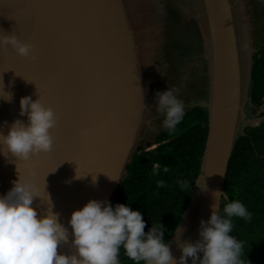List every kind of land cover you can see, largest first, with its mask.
<instances>
[{
  "label": "water",
  "instance_id": "95a60500",
  "mask_svg": "<svg viewBox=\"0 0 264 264\" xmlns=\"http://www.w3.org/2000/svg\"><path fill=\"white\" fill-rule=\"evenodd\" d=\"M172 12L184 17L173 22ZM12 34L37 59L0 47V133L16 120L28 123L20 115L27 96L51 107L57 124L50 153L20 160L0 148V196L20 177L37 189L33 207L42 217L49 195L69 231L59 252L72 255V213L91 200L111 202L140 148L154 147L165 129L156 93L177 88L184 114L208 98L200 105L209 112L206 148L178 225L183 242L198 241L213 193H226L229 162L253 107L264 0H0V37ZM175 235L168 243L179 262Z\"/></svg>",
  "mask_w": 264,
  "mask_h": 264
},
{
  "label": "clouds",
  "instance_id": "9594fccd",
  "mask_svg": "<svg viewBox=\"0 0 264 264\" xmlns=\"http://www.w3.org/2000/svg\"><path fill=\"white\" fill-rule=\"evenodd\" d=\"M9 45L18 56L37 59L33 46L23 43L16 35L0 37V47ZM178 92L177 88H168L156 93V109L165 117L162 126L167 130H173L184 116V103L178 99ZM6 94L10 101L11 94ZM20 109V115L27 116L28 123L16 120L7 135L0 133V148L20 160L50 153L54 147L51 130L57 124L55 111L42 104L40 98L33 101L30 96L21 98ZM177 183L181 188H189L187 181ZM13 184L7 195L0 196V264H119L121 247L136 264L141 261L144 264H188L189 258L191 264H246L241 258L243 242L230 233L234 217L251 219V214L239 200L226 203L221 213L220 198L227 200V193H213L212 214L209 221H201L198 241L183 242L184 229L178 226L174 230L177 247L182 251L177 262L169 243L165 242L161 223L152 224L146 233L140 211H133L125 204L113 207L110 202L97 200H91L82 210L72 213L69 223L74 236L71 246L75 251L72 255L60 254L59 248L69 242V231L59 222L60 214L52 210L49 195L48 210L40 217L33 207L34 200L39 197L35 186L21 182L20 177ZM201 190H207L205 180Z\"/></svg>",
  "mask_w": 264,
  "mask_h": 264
},
{
  "label": "trees",
  "instance_id": "16d2710c",
  "mask_svg": "<svg viewBox=\"0 0 264 264\" xmlns=\"http://www.w3.org/2000/svg\"><path fill=\"white\" fill-rule=\"evenodd\" d=\"M172 14L177 16L173 22H180L179 17H184V13ZM189 26L200 35L195 22ZM253 61L250 92L253 113L264 119V44ZM208 133L209 112L200 105L188 110L173 130L163 129L156 137L155 148H140L133 158L127 168L128 174L111 199L112 206L125 204L133 211H140L146 233L152 224L161 223L168 243L190 202ZM180 180L187 181L189 188H181L177 183ZM160 182H163L162 187ZM225 187L229 199L222 200L221 213L226 203L239 200L251 214V219L233 218L230 235L244 244L241 258L246 264L248 261L264 264V121L246 127L245 135H240L229 162ZM118 260L121 264H136L123 247Z\"/></svg>",
  "mask_w": 264,
  "mask_h": 264
},
{
  "label": "rangeland",
  "instance_id": "374dc122",
  "mask_svg": "<svg viewBox=\"0 0 264 264\" xmlns=\"http://www.w3.org/2000/svg\"><path fill=\"white\" fill-rule=\"evenodd\" d=\"M207 101H208V100L202 102V103L199 104V105H203V104H205ZM263 121H264L263 118H260V117H258L257 115H255V114L253 113V107H251V112H250L249 117H248L247 127H248V126H256V125H259V124H261ZM155 147H156V146L151 147V148H148L147 150L153 149V148H155Z\"/></svg>",
  "mask_w": 264,
  "mask_h": 264
},
{
  "label": "snow or ice",
  "instance_id": "6c2138e0",
  "mask_svg": "<svg viewBox=\"0 0 264 264\" xmlns=\"http://www.w3.org/2000/svg\"><path fill=\"white\" fill-rule=\"evenodd\" d=\"M93 178H95V177L93 176Z\"/></svg>",
  "mask_w": 264,
  "mask_h": 264
}]
</instances>
